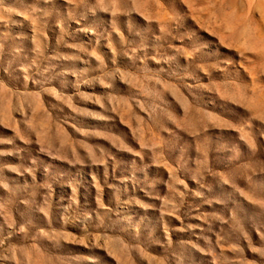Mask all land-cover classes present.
I'll list each match as a JSON object with an SVG mask.
<instances>
[{
	"label": "rangeland",
	"instance_id": "rangeland-1",
	"mask_svg": "<svg viewBox=\"0 0 264 264\" xmlns=\"http://www.w3.org/2000/svg\"><path fill=\"white\" fill-rule=\"evenodd\" d=\"M0 264H264V0H0Z\"/></svg>",
	"mask_w": 264,
	"mask_h": 264
}]
</instances>
